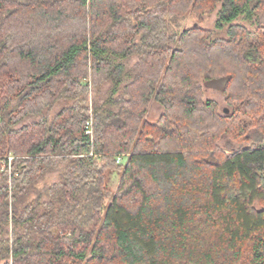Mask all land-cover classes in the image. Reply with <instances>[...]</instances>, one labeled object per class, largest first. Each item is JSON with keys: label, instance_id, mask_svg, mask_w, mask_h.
I'll use <instances>...</instances> for the list:
<instances>
[{"label": "trees", "instance_id": "1", "mask_svg": "<svg viewBox=\"0 0 264 264\" xmlns=\"http://www.w3.org/2000/svg\"><path fill=\"white\" fill-rule=\"evenodd\" d=\"M0 160V264H264V0H0Z\"/></svg>", "mask_w": 264, "mask_h": 264}, {"label": "rangeland", "instance_id": "2", "mask_svg": "<svg viewBox=\"0 0 264 264\" xmlns=\"http://www.w3.org/2000/svg\"><path fill=\"white\" fill-rule=\"evenodd\" d=\"M215 23V13L213 12H207L202 16V22H201V27L205 28V29H213ZM196 19L192 16V15H187L186 18L181 22V27L182 28H188L192 25H196ZM223 81H216L213 82L209 85V87L211 88L210 91H207L205 93V96L209 99H213L215 100V102L218 104V106L220 107V109L222 108H226V106L224 105V100H223V96L220 93V89L222 87ZM104 89L99 90V93L97 95V98H101L103 96L104 93ZM95 95H94V89L91 87H89V92L87 95V104L88 107L91 108V104L92 101L94 99ZM61 109V105L56 106L51 113H49V116H53L56 112H58ZM161 113V109L157 104L151 103L149 110H148V114H147V120L150 122H153L156 120V118L160 115ZM37 120V117H30L25 119L24 121H22L19 125L22 124H27V123H32L34 121ZM129 156V154H128ZM11 157V156H10ZM126 162V158L123 159L122 164H125ZM3 168V165H2ZM54 181V176H48L45 180L46 184H51ZM119 181V175L116 173H112L109 175V182H108V188L112 191L115 192L117 184Z\"/></svg>", "mask_w": 264, "mask_h": 264}, {"label": "built area", "instance_id": "3", "mask_svg": "<svg viewBox=\"0 0 264 264\" xmlns=\"http://www.w3.org/2000/svg\"><path fill=\"white\" fill-rule=\"evenodd\" d=\"M90 127H91V124L90 123H88L87 124V126H86V134H91V130H90ZM124 158H128V155H121V156H117L116 157V163L117 164H120V163H122V161H123V159ZM12 160V158L11 157H8L7 158V162H8V164L10 165V161ZM2 165H3V168H2ZM4 170V163H3V160H0V171H3Z\"/></svg>", "mask_w": 264, "mask_h": 264}, {"label": "water", "instance_id": "4", "mask_svg": "<svg viewBox=\"0 0 264 264\" xmlns=\"http://www.w3.org/2000/svg\"><path fill=\"white\" fill-rule=\"evenodd\" d=\"M225 112H227V110H225Z\"/></svg>", "mask_w": 264, "mask_h": 264}]
</instances>
